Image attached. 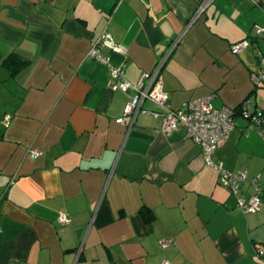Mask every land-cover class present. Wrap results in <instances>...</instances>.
<instances>
[{
	"label": "crops",
	"instance_id": "0c3cea01",
	"mask_svg": "<svg viewBox=\"0 0 264 264\" xmlns=\"http://www.w3.org/2000/svg\"><path fill=\"white\" fill-rule=\"evenodd\" d=\"M199 2L0 0V264H264V136L238 115L213 154L259 177L262 205L243 213L185 130H162V107L144 100L148 113L116 122L132 91L88 56L107 31L127 54L100 51L130 82L161 64L172 109L214 94L215 108L249 99L264 115L251 82L264 0H214L193 19ZM12 55L26 61L13 75ZM253 194L245 181L240 195Z\"/></svg>",
	"mask_w": 264,
	"mask_h": 264
},
{
	"label": "built area",
	"instance_id": "2783aa9c",
	"mask_svg": "<svg viewBox=\"0 0 264 264\" xmlns=\"http://www.w3.org/2000/svg\"><path fill=\"white\" fill-rule=\"evenodd\" d=\"M213 1L200 0L193 19L201 16ZM254 36L256 39L261 38L264 40V27L256 26ZM248 46L249 41L243 39L231 44L230 51L233 54H238ZM104 47L121 55L127 54V48L123 44L114 41L110 33L104 31L88 53L89 58L109 67L110 77L118 81V88L122 92L132 91V96L123 108L122 116L116 122L121 124L127 121L133 122L137 114L148 113L145 108H142L144 100L159 105L165 111L162 130L165 133H170L178 128L184 129L186 135L201 147L205 163L218 171L220 183L229 188L232 194L237 197V209L243 213L257 212L262 205L263 194L259 177L248 178L246 170L231 171L224 167L222 162L215 161L213 154L226 142L230 131L235 126L238 115L243 116L248 121L249 127L254 128L264 136L263 113L260 110H252L249 99L243 100L236 107L215 108L211 104L214 94L191 99L184 102L179 108L172 109L169 105V95L163 89L160 80L159 70L161 64H158L153 72L141 74L138 81L132 83L126 77L124 64L119 66L111 64L110 57L100 51ZM260 66L259 72L251 73L253 87L264 85V59H261ZM10 119V115H6L4 125H8ZM40 154L38 151H31L30 157H38ZM245 181H248L254 190V194L248 199H244L240 195L241 185ZM57 221L59 223H69L70 217L68 214L60 212ZM170 243V239H164L160 241V246L166 248ZM261 251H263V248ZM161 264H169V261L164 259Z\"/></svg>",
	"mask_w": 264,
	"mask_h": 264
},
{
	"label": "trees",
	"instance_id": "16d2710c",
	"mask_svg": "<svg viewBox=\"0 0 264 264\" xmlns=\"http://www.w3.org/2000/svg\"><path fill=\"white\" fill-rule=\"evenodd\" d=\"M25 63H26V61L18 58L17 56H14V55L8 57V59L5 61V64H6V66H8L10 68L12 75L15 74L19 69H21ZM140 211H141L142 216H144L147 221L151 219V214L148 213L149 209L141 208Z\"/></svg>",
	"mask_w": 264,
	"mask_h": 264
},
{
	"label": "water",
	"instance_id": "95a60500",
	"mask_svg": "<svg viewBox=\"0 0 264 264\" xmlns=\"http://www.w3.org/2000/svg\"><path fill=\"white\" fill-rule=\"evenodd\" d=\"M137 116V115H136Z\"/></svg>",
	"mask_w": 264,
	"mask_h": 264
}]
</instances>
